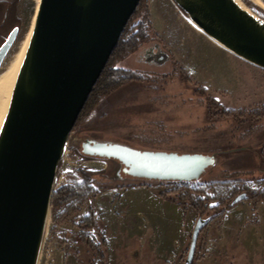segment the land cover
Returning <instances> with one entry per match:
<instances>
[{
	"label": "rangeland",
	"instance_id": "1",
	"mask_svg": "<svg viewBox=\"0 0 264 264\" xmlns=\"http://www.w3.org/2000/svg\"><path fill=\"white\" fill-rule=\"evenodd\" d=\"M37 1L21 0L22 32L5 68L26 39ZM242 1L264 17V8L255 0ZM149 2L151 20L162 36L153 32L162 44L151 41L116 63L152 73L154 81L150 85L149 81L130 79L102 98L93 110L85 111L72 132L55 190L80 177L79 167L99 173L98 184L106 185L101 193L127 184L140 185L134 180L116 179L118 163L85 159L77 151L83 139L95 137L181 153L218 152L219 164L198 183L228 180L239 193H264V68L225 49L199 29L174 0ZM155 43L167 61L142 63L145 54L152 55L146 52ZM199 88H205L206 95ZM208 97L222 106L212 104ZM224 108L234 114L225 116ZM257 109L263 112L262 117L248 113ZM236 111L248 114L238 115ZM149 185L123 192L122 197L108 193L100 202L104 208L101 222L108 235L105 264H185L198 217L223 208L215 209L218 201L214 200L203 214L193 206L185 211L181 204L160 195L173 189L170 182ZM62 207L51 206L39 264H101L97 249L86 253L81 240L79 224L88 207L55 223ZM190 227L187 245L179 257ZM92 255V263L87 262ZM193 264H264V200L255 203L245 198L210 221L199 235Z\"/></svg>",
	"mask_w": 264,
	"mask_h": 264
},
{
	"label": "water",
	"instance_id": "2",
	"mask_svg": "<svg viewBox=\"0 0 264 264\" xmlns=\"http://www.w3.org/2000/svg\"><path fill=\"white\" fill-rule=\"evenodd\" d=\"M212 39L264 68V17L239 0H174ZM141 0H38L0 128V264H39L58 170L85 104ZM16 37L0 48V64ZM78 148L140 185L199 182L218 152L181 153L87 137ZM248 197L239 193L237 203ZM199 216L185 264H193Z\"/></svg>",
	"mask_w": 264,
	"mask_h": 264
},
{
	"label": "trees",
	"instance_id": "3",
	"mask_svg": "<svg viewBox=\"0 0 264 264\" xmlns=\"http://www.w3.org/2000/svg\"><path fill=\"white\" fill-rule=\"evenodd\" d=\"M137 16L139 17L137 19L132 18L133 20H131L125 28L108 64L93 88L80 118L86 110L89 108L93 110L102 98L128 80L139 79L149 81V84L154 81V74L152 73L132 70L127 67L119 66L118 63H116L120 58H126L132 55L143 45L151 41L155 40L159 44H162V40L153 32L149 0H141L134 14V17ZM181 72L185 77L191 80L190 75L183 68H181ZM164 76L166 77L167 75ZM199 91L206 95L207 91L205 88H199ZM208 99L212 104L221 105L214 97H208ZM248 113L255 117L263 116V112L259 109ZM248 113L236 111L238 115H246ZM223 114L225 116H230L234 114V111L224 108ZM77 151H79L85 159L96 158L84 154L81 149L77 148ZM78 171L80 177L71 178L68 182L63 183L54 191L52 205L56 207L63 206L55 216V223L63 222L88 207V212L82 217L79 224L82 228L81 240L86 246L85 252L89 254L90 251L97 249L101 255V264H105L108 235L106 228L101 222V217L97 212L94 200L106 185L98 184V182H101V177L99 179L96 178V174L98 175L99 173H92L84 167H79ZM170 183L174 186L173 189L166 192H159L160 195L181 204L185 211L190 206H193L203 214L206 212L209 203L217 200L218 204L214 208L216 209L220 206L223 208L211 215L212 220L223 215L226 210L234 204L233 200L239 194L238 187L234 186L233 183L228 180L212 181L208 183L170 181ZM128 186H132V184L123 185L122 187L125 188ZM247 198H252L255 203H257L264 200V193H252V195H248ZM87 260V262L92 263L93 255L88 257Z\"/></svg>",
	"mask_w": 264,
	"mask_h": 264
},
{
	"label": "flooded vegetation",
	"instance_id": "4",
	"mask_svg": "<svg viewBox=\"0 0 264 264\" xmlns=\"http://www.w3.org/2000/svg\"><path fill=\"white\" fill-rule=\"evenodd\" d=\"M134 17V15H133ZM132 17V18H133ZM22 8L21 0H0V48L7 42L10 34L15 31L16 37L11 46L7 50L2 62L0 64V70H2L7 62L9 56L12 54L14 47L17 45L21 32H22ZM147 56L145 54L142 63H149V61H155L158 64H162L167 61L166 56L161 53L162 49L158 43L153 44L147 49Z\"/></svg>",
	"mask_w": 264,
	"mask_h": 264
},
{
	"label": "bare ground",
	"instance_id": "5",
	"mask_svg": "<svg viewBox=\"0 0 264 264\" xmlns=\"http://www.w3.org/2000/svg\"><path fill=\"white\" fill-rule=\"evenodd\" d=\"M240 3L244 6L245 3L242 0H239ZM257 3H259V5L261 7L264 8V2L262 0H255ZM247 7V6H246ZM192 21V20H191ZM199 29H201V27H199L194 21H192ZM202 30V29H201ZM203 31V30H202ZM204 32V31H203ZM205 33V32H204ZM27 37V36H26ZM26 40V39H25ZM217 42V41H216ZM25 41L21 44L19 50L17 51L16 56L13 58L12 61H10L6 68L4 67L2 70H0V128H1V122L3 119V114L5 111V107L8 101V96H9V92H10V88L13 82V78L15 75V71H16V67L19 61V58L21 56V52L23 49ZM219 43V42H218ZM220 44V43H219ZM222 45V44H220ZM223 46V45H222ZM224 47V46H223ZM225 49H227L226 47H224ZM228 50V49H227Z\"/></svg>",
	"mask_w": 264,
	"mask_h": 264
},
{
	"label": "crops",
	"instance_id": "6",
	"mask_svg": "<svg viewBox=\"0 0 264 264\" xmlns=\"http://www.w3.org/2000/svg\"><path fill=\"white\" fill-rule=\"evenodd\" d=\"M152 26H153V29L155 30V32L159 35V36H162V33L158 31L159 27L156 28L155 27V24H154V20L152 18ZM156 28V29H155ZM203 35V34H202ZM145 185H132V186H128V187H125V188H121V187H118V188H112V189H107L105 191H103L101 193V195L96 199L95 201V204H96V208L100 211V217L103 215L104 213V208L101 206L100 202L104 199H106V195L108 193H111V194H115L116 196L118 195H121V197L123 196V192H127L129 190H134V189H145ZM149 187H155L154 185H149ZM145 191H149V190H145ZM150 192V191H149ZM152 193V192H151ZM191 227L190 229L185 233V239L182 243V248H181V251H180V254H179V257L181 255V253L183 252V250L185 249L186 245H187V241H188V236L190 234V231H191ZM179 259V258H178Z\"/></svg>",
	"mask_w": 264,
	"mask_h": 264
},
{
	"label": "built area",
	"instance_id": "7",
	"mask_svg": "<svg viewBox=\"0 0 264 264\" xmlns=\"http://www.w3.org/2000/svg\"><path fill=\"white\" fill-rule=\"evenodd\" d=\"M67 153V152H66ZM66 155V154H65Z\"/></svg>",
	"mask_w": 264,
	"mask_h": 264
}]
</instances>
